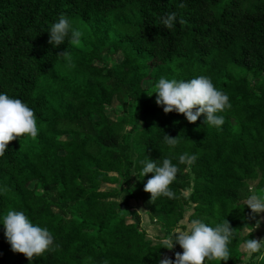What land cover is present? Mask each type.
<instances>
[{"label":"trees","instance_id":"1","mask_svg":"<svg viewBox=\"0 0 264 264\" xmlns=\"http://www.w3.org/2000/svg\"><path fill=\"white\" fill-rule=\"evenodd\" d=\"M172 12L177 23L168 30L161 18ZM61 15L84 32L80 46L49 44L47 30ZM65 51L71 70L59 57ZM105 53L123 61L100 67ZM201 75L229 96L219 128L156 104L160 78ZM0 92L37 118V138L11 141L0 157V216L23 211L54 236V250L32 264L174 260L175 247L148 240L144 216L167 236L186 228V208L188 222L226 219L235 231L226 264L246 262L241 248L256 239L258 219L243 200L250 184L264 193V0H0ZM164 135L179 136L178 147L170 151ZM185 152L196 155L193 164L178 163ZM146 156L178 164L175 198L151 201L144 191L152 174L143 178L138 161ZM121 197L141 203L145 215ZM0 264H30L11 251L2 225Z\"/></svg>","mask_w":264,"mask_h":264},{"label":"clouds","instance_id":"2","mask_svg":"<svg viewBox=\"0 0 264 264\" xmlns=\"http://www.w3.org/2000/svg\"><path fill=\"white\" fill-rule=\"evenodd\" d=\"M180 7H184L183 3ZM161 23L166 29L172 30L177 23L176 13L172 12L162 17ZM47 32L49 44L54 48L65 45L66 42L80 46L84 37V32L63 15ZM59 57L65 58L66 69L71 70L75 67L66 51ZM154 94L156 104L162 107L165 114L173 112L182 114L191 124H195L201 116H204L206 126L219 128L225 122L222 113L231 108L229 96L218 90L212 80L204 75L190 80H169L162 77L155 84ZM38 132L34 110L20 99L11 98L6 93L0 92V157L5 155L11 141L19 137L35 140ZM164 143L170 151L174 150L180 143L179 136L171 138L164 135ZM196 159V155L185 152L179 155L178 163L191 165ZM138 165L143 178L152 174L144 185V191L151 194V201L161 197L175 198L170 185L176 180L179 172L178 164H174L170 158L152 161L146 156L138 161ZM243 204L251 210L250 218L255 220L264 213V193L251 192L245 197ZM260 223L261 221L257 220L251 229L254 231L259 228ZM0 225L3 226L4 236L11 251L23 254L30 264L35 257L54 250L53 234L47 227L33 223L23 211L9 210L6 215L0 216ZM234 234L235 231L226 219L214 225L205 219H191L186 228L174 229L171 234L157 241L159 248L171 251L178 245L183 250L182 253L175 254L174 260L161 256L158 264H212L213 261H223L226 264L230 259L229 245L233 241ZM243 249L250 259L264 262V239H247Z\"/></svg>","mask_w":264,"mask_h":264},{"label":"rangeland","instance_id":"3","mask_svg":"<svg viewBox=\"0 0 264 264\" xmlns=\"http://www.w3.org/2000/svg\"><path fill=\"white\" fill-rule=\"evenodd\" d=\"M104 59H106V60H104L103 63H97V65H99L100 67L113 68L115 65H118L123 61V55L120 53V54H113L110 56L107 53H105ZM145 87L149 88V87H151V84L148 82L145 84ZM117 105L118 104H115V106H117ZM108 112H109L110 117L116 119V116L114 115V108L110 109V111H108ZM138 125L140 126V128H142L143 124L141 121H138ZM61 140H69V138L64 137V138H61ZM135 182H136V177L134 176L133 183H135ZM110 187L115 188L113 186H110ZM250 187H251V192H256L257 184H250ZM190 193H191V191L187 193V196H189ZM126 199H127V197L126 198L121 197L120 202L124 203V202L128 201V205L131 208L142 213V215H145V213H143V206L141 203H139L138 201H135V200H128V199L126 200ZM192 211H193L192 208H186V217L187 218L184 221V223L181 224L182 225L181 227H184V226L187 227L188 218L192 214ZM257 219L260 220L261 223H260L259 228H256L255 234H256V239L260 240V239H264V213H261L259 216H257ZM144 227L148 233V240L152 241L153 244L158 245L159 243H157V241H159L160 239L165 237L163 232H161V227L157 224H154V223L151 224L149 218L146 215L144 216ZM153 234H154V236H153ZM175 248L177 249L178 252L182 253L183 250L178 245H176ZM241 249H242L241 251H243L244 255L246 256V259H245L246 262L244 264H249L252 260L247 256L244 249L243 248H241ZM168 257H170V255Z\"/></svg>","mask_w":264,"mask_h":264},{"label":"crops","instance_id":"4","mask_svg":"<svg viewBox=\"0 0 264 264\" xmlns=\"http://www.w3.org/2000/svg\"><path fill=\"white\" fill-rule=\"evenodd\" d=\"M243 248V247H242ZM242 250V249H241ZM242 253H244L243 251H242Z\"/></svg>","mask_w":264,"mask_h":264}]
</instances>
